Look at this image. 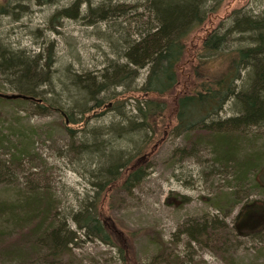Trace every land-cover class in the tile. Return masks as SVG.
I'll use <instances>...</instances> for the list:
<instances>
[{"label":"trees","instance_id":"1","mask_svg":"<svg viewBox=\"0 0 264 264\" xmlns=\"http://www.w3.org/2000/svg\"><path fill=\"white\" fill-rule=\"evenodd\" d=\"M55 1L0 0V17L18 19L27 12L23 3L47 6ZM222 1L216 0L212 7L205 8L201 0H144L138 4L114 5L104 1L96 7L90 6V0H73L68 9L52 16L49 21L56 24L62 18H81L88 26L122 19L128 26L121 35L120 54L124 63L111 64L99 76L68 75L74 90L83 94L86 101L79 112L80 123L75 121L73 113L65 112L37 91L41 84L51 82L52 78H46L45 74L54 64L50 52L46 58L40 54L29 57L0 45V75L10 82L8 85L12 84L10 90L14 95L25 98L7 100L0 94V105L29 106L30 114L36 116L58 114L61 118L58 125L70 136L79 132L75 128H83L92 114L101 117L109 113L121 123L115 140H127L126 137L141 141L123 159L119 154L106 157L112 162L95 171L100 173L92 185V201H83L71 217L76 230L85 237L91 236L115 249L121 264H129L130 260L137 263L133 261L129 244L116 236L107 220L102 219L101 206L106 201L104 204L111 210L113 198L117 197L114 191L130 194L147 177L148 157L156 149L152 143L163 133L183 139L184 149L178 151L182 155H191L199 148L208 151L212 155V168L233 177L227 184L229 193H219L210 203L217 215L195 219L181 227L179 234L187 238L189 245H198L217 258H225L231 231L223 220V212L240 204L249 177L252 186L264 192V154L258 150L247 153L250 140L256 141L255 136L264 131V10L259 15L231 11L201 31L207 20L213 24L211 19ZM84 6L87 9L81 14ZM193 35L200 40L195 38L199 43L191 53L187 44ZM191 59L195 60V68L184 64ZM183 67L194 75V81L187 80L190 75L183 73ZM142 70L147 71L145 80L139 88L129 90L134 94L132 97H121V93L104 96L112 88L134 83ZM104 71L111 72L102 74ZM182 78L189 82L188 87L184 83L181 85L184 89L174 94ZM228 105L231 115L222 117ZM127 106L129 112H118ZM111 132L108 130L106 134ZM8 136L11 138L0 136V185L12 183L16 176L24 174L31 159L24 146L25 134ZM96 141L93 153H98L100 146L111 145L108 141L100 144ZM86 144L81 151L91 150L90 142ZM44 178L31 173L17 200L0 201V226L4 224L0 229V264H82L70 248L76 245V231L62 218L59 201ZM237 229L233 228L237 236L264 239V225L245 235ZM128 239L132 238L128 236ZM160 253L150 264H160L155 263L156 259L178 264L179 257L171 249H162Z\"/></svg>","mask_w":264,"mask_h":264},{"label":"rangeland","instance_id":"2","mask_svg":"<svg viewBox=\"0 0 264 264\" xmlns=\"http://www.w3.org/2000/svg\"><path fill=\"white\" fill-rule=\"evenodd\" d=\"M104 1L114 5L138 4L144 0H90V6L96 7ZM201 1L202 7L205 8L212 7L216 2ZM72 2L73 0H57L47 6L23 3L27 6V12L21 14L18 19L12 16L0 17V45L12 52H23L29 57L40 54L46 58L50 52L54 64L45 71V74L48 76L46 78L52 79L50 84H41L37 91L39 94L42 93V97L47 101L65 112L73 113L75 121L80 123L79 112L86 101L83 100V94L74 90L68 75L99 76L100 72L111 64L116 66L124 63L120 54L123 47L121 35L128 26L122 19L91 26L81 18L76 20L62 18L58 24L49 21L57 12L68 9ZM86 9V6L81 7V14ZM237 10L259 15L264 10V0H223L216 15L211 19L213 24L207 20L208 23L204 24L201 31L206 30V26L215 25L231 11ZM199 36L190 37L191 41L187 47L191 53L194 47L198 46ZM184 64L196 67L194 59ZM188 71L189 69H184L183 73L189 74L187 80L192 82L194 75ZM110 72L104 71L102 74ZM146 74L147 71H140L134 83L128 82L125 87L112 88L104 96L121 93V97H132L134 94L129 90L139 88ZM183 78L186 80L184 76ZM183 78L174 94H179V91L184 89L182 84L189 83ZM8 83L10 82L0 75L1 95L13 94L10 90L12 84ZM187 87L186 85V89ZM91 105V102L87 104L88 107ZM129 109L127 106L118 112L125 114ZM31 112L29 106L0 105V136L11 138L8 136L10 133L13 135L18 132L24 133V146L31 158L28 170H24V174L16 176L12 183L0 185V201L17 200L19 190L31 173L45 177L44 181H47L49 190L59 201L62 218L71 230L76 231L77 239L74 241L76 245H70L76 259L82 264H121L115 249L100 244L91 236L85 237L76 230L71 217L83 201L86 199L92 201L94 197L92 185L100 173L95 174V171L98 167L102 165L107 167L112 162L106 157L111 155L113 158V155L119 154L123 159L131 155L135 148L140 146L141 141L126 137L127 140H115L116 131L119 132L118 127L121 123L119 118L109 113L101 117L92 114L87 118L84 127H76L75 129L80 131L70 136L58 125L61 119L58 114L36 116L30 114ZM230 113L228 105L222 117L230 116ZM169 125L171 127V124ZM19 129L21 131H18ZM108 130L113 132L107 135ZM255 137L256 141L252 138L250 142L253 143L247 144V153L258 150L264 154V131ZM86 139L91 141L87 143ZM95 139L99 144L108 141L107 143L111 145L100 146L96 150L98 153H93L96 149L93 145ZM82 142L85 144L90 142L89 152L81 151L85 145ZM152 145L156 149L148 157L150 160L147 177L130 194L114 191V196L117 197L113 198L111 210L104 204L106 201L101 206L102 219L107 220L108 226L114 229L116 236L119 235V238L129 244L134 263L136 261L137 264H150L155 256L161 254L160 250L171 249L173 255L179 257L178 264H264V239L240 237L233 231L236 227L237 231L245 235L264 225V192L252 186L254 183L251 177L247 178L248 185L244 186L245 193L240 204L226 209L222 214L231 232L228 237V252L224 255L225 258L220 259L198 245H189L187 238L179 234V231L182 226L195 219L217 215L210 203L219 193H229L227 184L232 182L233 177L212 168V155L202 148L188 156L178 152L184 149L181 137L163 133ZM249 204L252 206H248ZM3 228L4 224L1 223L0 229ZM5 229L7 231V228ZM128 236L132 239L129 240ZM155 263L166 264L165 261L158 259ZM129 264H132V260Z\"/></svg>","mask_w":264,"mask_h":264},{"label":"water","instance_id":"3","mask_svg":"<svg viewBox=\"0 0 264 264\" xmlns=\"http://www.w3.org/2000/svg\"><path fill=\"white\" fill-rule=\"evenodd\" d=\"M1 97H3L4 99L7 100H15V99H25L24 97L20 96V95H1Z\"/></svg>","mask_w":264,"mask_h":264}]
</instances>
